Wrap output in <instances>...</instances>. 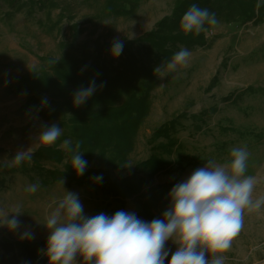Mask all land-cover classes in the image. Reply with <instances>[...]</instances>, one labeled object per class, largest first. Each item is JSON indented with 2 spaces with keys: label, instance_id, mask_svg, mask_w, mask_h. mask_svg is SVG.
I'll return each instance as SVG.
<instances>
[{
  "label": "rangeland",
  "instance_id": "obj_1",
  "mask_svg": "<svg viewBox=\"0 0 264 264\" xmlns=\"http://www.w3.org/2000/svg\"><path fill=\"white\" fill-rule=\"evenodd\" d=\"M29 1L20 0L18 5L23 6L17 10L18 5L0 0V179L5 178L8 186L0 192V209L11 211L19 206L23 212L18 217L20 229L13 232L0 226V239L48 238L49 231L43 223L65 191L78 194L86 216H112L123 210L148 222L162 219L175 184L185 181L210 159L222 165L230 163L231 149L245 145L250 153L245 174L257 181L253 198L264 196V0H229L235 12L231 16L216 15L218 25L209 26L206 45L191 50L187 66L158 74L151 109L134 138L125 170L103 174L100 183L92 176L77 179L76 173L60 180L48 179L42 170L22 173L13 164L19 150L31 148L35 153L47 147L64 149V140L73 143L66 129L61 128V137L54 145L39 144L44 126L59 125L60 117L53 114L55 98L50 93L43 95L44 90L27 81L33 78L40 85L45 60L55 61L67 53L60 43L66 39L73 41L70 25L86 29L76 44L89 38H101L111 44L118 39L125 49L128 43H136L163 18L172 15L177 0H137V8L128 17L109 12L106 0H55L66 9L65 19L59 24L56 21L61 10L30 9L25 6ZM230 5L226 0L214 3L221 11ZM237 7L246 15H238ZM125 9L131 8L127 5ZM247 15L254 18L247 21ZM121 58L122 55L113 57L115 65ZM47 75L54 77L50 69ZM142 86L143 83L135 86V94L141 95ZM38 97L46 98L47 104L37 114L26 113L24 106ZM153 156L165 161V169L153 176L136 170L139 163ZM99 160L95 154L88 162L90 170L99 169ZM104 161L113 160L108 157ZM65 162L41 164L45 170L57 169L60 173ZM134 174L145 177L153 189L163 187L168 192L164 190L167 193L162 194V189L151 188L146 196H114L112 185ZM37 182L38 191H27L30 184ZM158 196L161 198L157 199ZM26 229L34 233V238H21ZM177 247L168 241L166 249L171 251L165 264H169ZM225 255V264H264V206L259 212L245 211L242 230ZM77 264H85L82 257H77Z\"/></svg>",
  "mask_w": 264,
  "mask_h": 264
},
{
  "label": "clouds",
  "instance_id": "obj_2",
  "mask_svg": "<svg viewBox=\"0 0 264 264\" xmlns=\"http://www.w3.org/2000/svg\"><path fill=\"white\" fill-rule=\"evenodd\" d=\"M206 23L218 25L216 14L194 3L183 15L181 28L185 33L199 35L208 31ZM123 47V41H113L114 58L122 54ZM191 56V51L181 48L171 61L163 62L154 72L187 66ZM96 88L93 80L87 88L76 90L74 104L83 105ZM42 103L47 104L46 98ZM61 134L59 125H45L38 137L39 144L52 146ZM61 147L72 153L71 166L78 177L83 176L88 161L79 151L80 144L73 149L71 141L64 140ZM249 155L245 145L231 149L230 163L222 165L208 160L204 167L173 186L170 206L163 218L150 222L123 210L112 216L104 213L86 216L78 194L65 191L43 223L49 231L46 248L49 264H77L78 256L85 264H165L171 251L166 249L169 240L178 245L169 264H225V254L242 230L245 211L259 212L264 206V196L253 198L256 178L245 174ZM32 158L29 148L17 151L12 162L19 166ZM93 179L100 183L103 176ZM39 187L38 182L30 184L27 191L35 193ZM21 213L19 206L11 211L0 209V226L18 231ZM21 238H34V233L26 229Z\"/></svg>",
  "mask_w": 264,
  "mask_h": 264
},
{
  "label": "trees",
  "instance_id": "obj_3",
  "mask_svg": "<svg viewBox=\"0 0 264 264\" xmlns=\"http://www.w3.org/2000/svg\"><path fill=\"white\" fill-rule=\"evenodd\" d=\"M4 1L11 6H17L20 0ZM216 1L221 0H177L172 15L163 18L153 31L145 34L136 43L126 45L123 49L125 52H122V58L117 65L111 54V43L101 38L93 41L89 38L83 44H76L78 36L86 32V29H81L77 24L69 27L70 38H73V41L66 39L60 43L62 48L67 49V53L55 61L43 60L45 63L40 77L42 83L36 85L33 78L27 83L30 86L33 83L37 89L44 90L43 95L50 93L55 98L53 114L59 115V126L66 129L67 136L73 140V143L71 142L73 149L79 143V151L88 162L95 154L100 158L99 169L90 170L87 165L85 173L79 176L80 178L101 174L103 176L105 173L125 170L124 164L132 150L134 138L151 109V96L159 74H155L154 69L165 61H171L173 55L181 48L191 51L197 46H205L208 41L207 32L202 31L196 35L182 30L183 15L194 3L216 15L228 13L230 15L226 16H231L235 12L233 2L226 0L232 5L221 11V7L214 6ZM106 2L109 4L107 5L109 12L123 17L133 14L138 6L137 0H106ZM127 5L131 9L126 10ZM22 6L18 5L17 10H21ZM25 6H29L30 9L39 7L61 10L56 24L62 23L65 19L66 9L55 0H30ZM237 14L246 15L238 7ZM244 17L247 21L254 18L253 15ZM49 18L51 15H48ZM209 26L211 27L205 24L208 30ZM48 69L53 71V79L47 75ZM93 80L97 85L96 91L83 105L76 106L73 102L74 93L81 87L87 88ZM139 83H143L141 95L135 94V86ZM43 100L42 97L34 98L24 106L23 110L28 114H37L43 105ZM108 157L113 160L111 163L104 161ZM71 159L72 153L66 149L47 147L33 153L31 163L25 161L19 167L22 173L37 169L42 170L48 179L60 180L76 173L71 166ZM42 161H51L54 165L66 161L64 171L59 173L57 169L45 170ZM165 167V161L153 156L139 163L136 170L144 175L153 176ZM79 177L75 178L80 179ZM151 186L152 183L145 177L134 174L118 185L114 183L112 194L121 199L146 196ZM7 188V180L0 179V192ZM158 189L163 190L162 194L168 192L163 187L151 190ZM160 198L161 196L157 197ZM47 240L48 238L16 241L1 238L0 264H49L46 255Z\"/></svg>",
  "mask_w": 264,
  "mask_h": 264
}]
</instances>
